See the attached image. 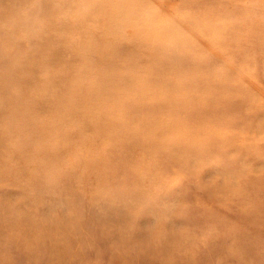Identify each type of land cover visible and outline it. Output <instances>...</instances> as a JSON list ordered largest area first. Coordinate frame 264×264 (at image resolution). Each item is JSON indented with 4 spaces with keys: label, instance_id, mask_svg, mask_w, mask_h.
<instances>
[{
    "label": "rangeland",
    "instance_id": "rangeland-1",
    "mask_svg": "<svg viewBox=\"0 0 264 264\" xmlns=\"http://www.w3.org/2000/svg\"><path fill=\"white\" fill-rule=\"evenodd\" d=\"M51 1L56 21L88 15L91 27L158 13L186 63L142 43L137 62L120 54L108 68L143 77L167 63L130 94L145 114L79 102L52 124L72 102L55 74L65 62L33 68L34 92L15 78L50 34L42 6L0 0V264H264V0ZM138 29L117 36L140 42Z\"/></svg>",
    "mask_w": 264,
    "mask_h": 264
},
{
    "label": "bare ground",
    "instance_id": "bare-ground-1",
    "mask_svg": "<svg viewBox=\"0 0 264 264\" xmlns=\"http://www.w3.org/2000/svg\"><path fill=\"white\" fill-rule=\"evenodd\" d=\"M39 2L43 10L40 18L43 17L42 23H44V26L46 25V29L47 31H50V34L47 35V33H45V35H43L41 33L40 37L36 38L38 42L37 46L38 48L40 47V49L35 48L32 51L30 63L25 65V70L27 71L26 78L23 77L22 72H20L21 70H19V74L15 75V78H17L19 80L18 82L23 85L25 80L24 87L26 86L28 87V89L30 88V90L34 92L37 89L42 88L43 81L40 82L41 86L39 84H33V81L30 80L31 77L33 78V68H35L34 73H36L37 71L44 72L48 70L49 67L53 71V67H51L50 65H52L54 62H57V64H60V62L63 63V61L65 62L66 66L62 69L58 68L55 74L60 76L57 77V79L62 83L64 87L63 89L65 90L64 93L68 94V97L72 102L70 103V107L66 108L65 110H61V113L59 115H56V118L54 119L52 124L56 121L59 126V123L64 122L68 118V116H65V114L74 112L75 110H72V108H77L78 106H76V104H78L79 102L82 103V107L80 109H84V111L88 109L98 111L94 113L96 114V116H98L97 114H110L108 113V107L110 106V103L121 107V111L119 112V114L128 113V111L137 112V108H139L140 112H143L145 114L146 110L142 108V111L140 107V104L143 107L145 103L141 101H130V94H137V91H139V89L136 85H138L139 82L142 83L141 85L145 84L150 77V74H154L156 70H164L167 63L158 65L160 68L154 69L153 71L151 70V68H146L143 72V77L136 75L137 73H126L125 75H122L118 71L114 70L113 66L111 68H108V65H111L112 63L116 65L117 61H115V59H117L116 57L120 54L129 57V60H132V63L137 62V57H142L137 56L138 54H134L133 51L135 50V48L139 49L142 43L144 46H148L145 47L148 50L154 49L153 52H155V56L159 55L161 56V58L168 56L167 58L169 60H172L173 63H178V61H180V63L178 64L179 68H181L182 65L186 63L184 61L186 55H184L183 53L180 54L181 56H178L177 59L179 60L177 61L175 60V57L172 58V56L170 55L178 53L177 50H171L172 48L175 49L174 47H171V45H173V43L175 44L176 41H179L177 38L178 32H167L166 30L168 28L166 27L170 26V24L168 23L169 21H160L158 19V13L149 14L147 17L141 18L139 22L138 19L134 18V16H126V19H124V21L121 23H116L112 15L109 16L108 14H106V16H102L98 13L99 18L96 17L98 21L93 20L95 21V23L93 24L92 22L93 25L91 27L87 26L89 25L88 22H90L91 20L89 18L90 16L88 15H79L77 17L74 16L70 18L67 17V21L64 17L56 21L52 17L59 14L58 9L56 8L57 6H55L51 0H39ZM115 15L116 14H114V16ZM44 17L46 18V21H44ZM111 19H113L112 22ZM86 23L88 24L86 25ZM60 25L62 28H60L59 32H57V30H53L54 28L60 27ZM121 25H129L132 27L135 26V28L138 27L139 31H137V33L139 36H141V41L138 42L134 39H125L123 41H120L121 37L118 38L117 35L120 32ZM107 27L112 28V30H107ZM52 30L55 31L54 34H51ZM85 38L87 41L84 40ZM33 40L35 39L33 38ZM159 42L162 44L157 45V43ZM167 42L168 45L165 44ZM118 44L123 45V48H121L122 51H120L121 49ZM126 47L129 49H126ZM33 53L35 55V58H33ZM135 56L136 58H133ZM159 56H157V58H160ZM54 57L57 59V61H54ZM78 58L83 59V64L78 67H73L72 64L75 63ZM35 61H41L40 65L35 66ZM79 62L77 63L79 64ZM31 63L33 65H31ZM91 63L95 64V66L91 65ZM96 64L98 66H96ZM127 82L130 83L129 86H131H128L129 92L126 95L122 96V98L120 99L118 98L120 96L119 90L120 88L127 87ZM86 85L89 87L86 88ZM134 85L136 86L135 88ZM148 91H150V87H148L147 92ZM110 98L114 99L108 102ZM125 98L127 99L123 100ZM36 99L37 98L33 100V103ZM49 104L50 103L41 105L44 106L43 110H45V106H48ZM104 108L106 109L104 110ZM122 108L124 110H122ZM82 118L84 119L83 121L88 120L87 123H89L88 125H81L80 127H82V129L91 130L92 127L90 128L89 126L96 125V123H93V121H90L85 117H81V119ZM56 135L60 136V139L63 140L70 141L71 139L70 132H66L64 129L59 128ZM72 137L74 138L76 136L72 135ZM78 140L80 139L76 138V142ZM80 142L84 144L83 148L86 149L85 144L91 145V143L96 142L95 135L83 138ZM10 231L12 232V230ZM12 233L15 234V232ZM146 240L147 239L145 238V241ZM163 241L166 240L164 239ZM148 242L150 243L151 241L148 240ZM158 245L160 246V248H165V245L160 242L158 243Z\"/></svg>",
    "mask_w": 264,
    "mask_h": 264
}]
</instances>
